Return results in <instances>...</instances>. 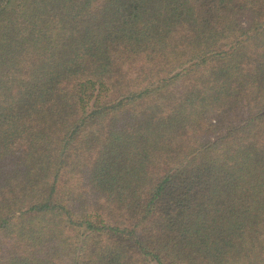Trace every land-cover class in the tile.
I'll return each instance as SVG.
<instances>
[{
	"label": "trees",
	"instance_id": "1",
	"mask_svg": "<svg viewBox=\"0 0 264 264\" xmlns=\"http://www.w3.org/2000/svg\"><path fill=\"white\" fill-rule=\"evenodd\" d=\"M0 264H264V0H0Z\"/></svg>",
	"mask_w": 264,
	"mask_h": 264
}]
</instances>
